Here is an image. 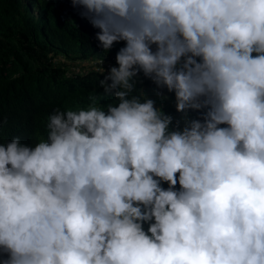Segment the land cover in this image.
Wrapping results in <instances>:
<instances>
[{
    "label": "clouds",
    "instance_id": "9594fccd",
    "mask_svg": "<svg viewBox=\"0 0 264 264\" xmlns=\"http://www.w3.org/2000/svg\"><path fill=\"white\" fill-rule=\"evenodd\" d=\"M71 3L123 47L69 67L103 76L87 108L0 142V264H264V0Z\"/></svg>",
    "mask_w": 264,
    "mask_h": 264
},
{
    "label": "trees",
    "instance_id": "16d2710c",
    "mask_svg": "<svg viewBox=\"0 0 264 264\" xmlns=\"http://www.w3.org/2000/svg\"><path fill=\"white\" fill-rule=\"evenodd\" d=\"M83 11L71 0H0V142L19 137L34 145L46 138L48 117L55 110L87 108L90 98L102 93L103 76L97 71L72 74L69 67L76 61L105 60L123 42L104 53L96 40L98 29ZM139 79L144 93L156 88L143 74ZM101 102L115 103L110 96ZM161 107L176 114L175 100H163Z\"/></svg>",
    "mask_w": 264,
    "mask_h": 264
},
{
    "label": "rangeland",
    "instance_id": "374dc122",
    "mask_svg": "<svg viewBox=\"0 0 264 264\" xmlns=\"http://www.w3.org/2000/svg\"><path fill=\"white\" fill-rule=\"evenodd\" d=\"M173 96H170V98H172Z\"/></svg>",
    "mask_w": 264,
    "mask_h": 264
}]
</instances>
